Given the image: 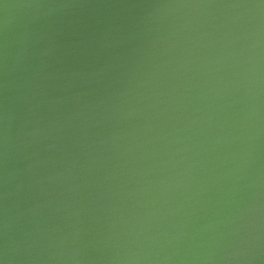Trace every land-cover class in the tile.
Segmentation results:
<instances>
[{
    "label": "water",
    "instance_id": "95a60500",
    "mask_svg": "<svg viewBox=\"0 0 264 264\" xmlns=\"http://www.w3.org/2000/svg\"><path fill=\"white\" fill-rule=\"evenodd\" d=\"M0 264H264V0H0Z\"/></svg>",
    "mask_w": 264,
    "mask_h": 264
}]
</instances>
